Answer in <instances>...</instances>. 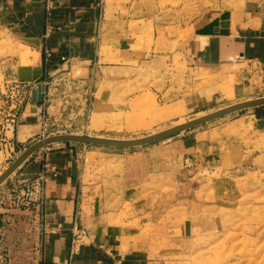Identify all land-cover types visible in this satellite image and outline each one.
Segmentation results:
<instances>
[{
    "label": "crops",
    "instance_id": "1",
    "mask_svg": "<svg viewBox=\"0 0 264 264\" xmlns=\"http://www.w3.org/2000/svg\"><path fill=\"white\" fill-rule=\"evenodd\" d=\"M117 2L53 0L48 16L45 0H0V34L8 40L12 76L26 97L30 92L16 124V145L40 137L42 108L53 122L62 123L52 133L86 132V111L94 109L99 95L91 75L112 63L102 64V48L112 59V44L123 50L131 45L130 20L120 15ZM47 21L51 29L45 39ZM160 27L152 33L155 51L143 59L160 66L176 61L186 71L195 63L211 67L245 59L252 64L247 71L251 88L264 90V0H230L198 29L193 21L180 24L179 33ZM46 42L52 51L47 61ZM40 82L47 94L44 102L35 103L31 91ZM259 107L171 142L108 149L63 141L40 148L14 173L28 178L48 166L42 264H163L157 245L139 236L147 218L160 217L159 199L170 184L166 178L173 175L175 155L197 156L211 147L212 137L227 141L232 127L236 137L243 129L260 146L264 106Z\"/></svg>",
    "mask_w": 264,
    "mask_h": 264
},
{
    "label": "rangeland",
    "instance_id": "2",
    "mask_svg": "<svg viewBox=\"0 0 264 264\" xmlns=\"http://www.w3.org/2000/svg\"><path fill=\"white\" fill-rule=\"evenodd\" d=\"M229 1L118 0L120 15L130 20L131 45L123 50L112 44V59L106 57L107 48H102V64L112 63L91 75L99 95L94 109L86 111L84 134L141 137L264 95V90L251 88L247 71L252 64L245 59L211 67L195 63L186 71L176 61L160 66L142 58L155 51L152 33L162 30L160 24L179 33L180 24L193 21L198 29ZM8 48L7 37L0 34V173L40 139L19 146L13 142L16 127L5 131L8 120L21 113L28 99L13 79ZM261 106L226 114L152 143L210 131ZM38 115L49 132L62 124L50 119L48 109L42 108ZM229 131L227 141H214L211 136V147L198 150L197 156L177 152L173 159L177 165L161 192L160 217L147 218L141 230L144 234L139 236L157 245L163 264H264V138L260 147L251 133L242 129L236 137L233 127ZM14 172L0 184V264H42L45 221L37 204L21 203V178Z\"/></svg>",
    "mask_w": 264,
    "mask_h": 264
},
{
    "label": "water",
    "instance_id": "3",
    "mask_svg": "<svg viewBox=\"0 0 264 264\" xmlns=\"http://www.w3.org/2000/svg\"><path fill=\"white\" fill-rule=\"evenodd\" d=\"M42 91H43V84L40 82L38 83L37 87L31 91V99L33 102L38 103L42 101L43 99ZM260 105H264V95L229 104L225 107L219 108L209 113L194 117L187 121L169 126L165 129L141 137L112 138V137H102V136H96L90 134H80V133L52 134L44 138H40L34 141L33 143H31L28 147H26L19 154V156L15 160H13L12 163L3 172L0 173V184L7 177H9L14 171H16L36 151H38L40 148H43L55 142L69 141V142H80L84 144L106 145V146H115V147L140 146L158 141L160 139L171 137L182 131L193 128L197 125L224 116L226 114Z\"/></svg>",
    "mask_w": 264,
    "mask_h": 264
},
{
    "label": "built area",
    "instance_id": "4",
    "mask_svg": "<svg viewBox=\"0 0 264 264\" xmlns=\"http://www.w3.org/2000/svg\"><path fill=\"white\" fill-rule=\"evenodd\" d=\"M45 6H46V12L48 16L51 13V9L53 6V0H45ZM50 24L47 21L46 23V28H45V33L44 37L45 39L48 38L49 32H50ZM45 60L47 61L51 55L52 51L47 45V42L45 43ZM63 60H68L69 58H66L65 56H62ZM43 84V83H42ZM47 91L43 87V102L45 101ZM27 98L30 99V92L27 94ZM20 117V114H14L13 118L9 119L8 122L5 125V131L7 132L8 130L12 129L15 130L16 124L18 122V119ZM41 124V131H40V138H44L46 136L52 135L51 131L49 132V128L47 127V124L45 121L42 120L40 121ZM56 134V133H55ZM7 136V134H6ZM51 166V169H54V167ZM48 168V166H46ZM44 168L41 170L37 175L31 176L28 178H23L20 181L21 184V189L19 192V198L21 200V203L24 205L27 204H37L38 209H40L41 217L44 220V206H45V201H46V196H45V184L47 181V169ZM45 226V225H44ZM80 232L85 233V230H80Z\"/></svg>",
    "mask_w": 264,
    "mask_h": 264
},
{
    "label": "bare ground",
    "instance_id": "5",
    "mask_svg": "<svg viewBox=\"0 0 264 264\" xmlns=\"http://www.w3.org/2000/svg\"><path fill=\"white\" fill-rule=\"evenodd\" d=\"M42 83V82H41ZM43 92V91H42ZM43 100V99H42ZM200 116V115H199ZM181 122H184V121H180L179 123H181Z\"/></svg>",
    "mask_w": 264,
    "mask_h": 264
}]
</instances>
